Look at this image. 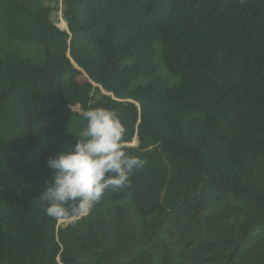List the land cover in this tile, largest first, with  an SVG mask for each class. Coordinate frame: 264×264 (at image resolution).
Returning a JSON list of instances; mask_svg holds the SVG:
<instances>
[{
  "label": "trees",
  "instance_id": "16d2710c",
  "mask_svg": "<svg viewBox=\"0 0 264 264\" xmlns=\"http://www.w3.org/2000/svg\"><path fill=\"white\" fill-rule=\"evenodd\" d=\"M57 1L0 0V264H264V0H61L67 31ZM89 107L147 163L55 220L47 161Z\"/></svg>",
  "mask_w": 264,
  "mask_h": 264
},
{
  "label": "clouds",
  "instance_id": "9594fccd",
  "mask_svg": "<svg viewBox=\"0 0 264 264\" xmlns=\"http://www.w3.org/2000/svg\"><path fill=\"white\" fill-rule=\"evenodd\" d=\"M80 115L86 124L75 135L74 146L47 161L53 176L39 197L47 204L46 214L55 220L87 216L106 193L130 187L132 171L147 163L129 155L123 140L126 128L115 111L89 107Z\"/></svg>",
  "mask_w": 264,
  "mask_h": 264
},
{
  "label": "rangeland",
  "instance_id": "374dc122",
  "mask_svg": "<svg viewBox=\"0 0 264 264\" xmlns=\"http://www.w3.org/2000/svg\"><path fill=\"white\" fill-rule=\"evenodd\" d=\"M54 16H55V14H51V16H50L51 19H54ZM2 46H3V44H0V48ZM155 49L156 50H155V55H154L153 61H154L155 65H156V67H157V74L162 76V77H164L168 81V83L170 85H174V84L178 83V81H179L178 78L176 76L170 74L166 70L164 64L162 63V60H161V57H160V53H159V45L158 44L155 45ZM146 81H147L146 78L139 77L136 80V83L140 84V83H145ZM75 109L77 110V107ZM136 144H137V142L135 140H133V142H131V143L127 144V145H133L134 146ZM71 220L72 219H68V220H64V221H61V222L64 224V223H67V222H69Z\"/></svg>",
  "mask_w": 264,
  "mask_h": 264
},
{
  "label": "built area",
  "instance_id": "2783aa9c",
  "mask_svg": "<svg viewBox=\"0 0 264 264\" xmlns=\"http://www.w3.org/2000/svg\"><path fill=\"white\" fill-rule=\"evenodd\" d=\"M54 20H55V25L60 30H66L67 31L66 23L64 22V20L62 18V3H61V0L57 1V11L55 13Z\"/></svg>",
  "mask_w": 264,
  "mask_h": 264
}]
</instances>
